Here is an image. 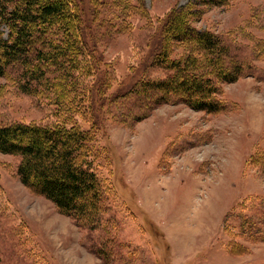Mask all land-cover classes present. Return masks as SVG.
Returning a JSON list of instances; mask_svg holds the SVG:
<instances>
[{
	"label": "rangeland",
	"instance_id": "rangeland-1",
	"mask_svg": "<svg viewBox=\"0 0 264 264\" xmlns=\"http://www.w3.org/2000/svg\"><path fill=\"white\" fill-rule=\"evenodd\" d=\"M80 3L85 41L106 66L99 80L108 100L92 102L91 77L82 76L73 104H60L50 63L39 81L15 63L0 77V128L93 131L88 160L104 208L95 222L61 213L22 184L21 158L0 152V264H264V0ZM173 12L215 35L226 65L242 70L219 84L223 113L161 104L162 93L142 87L170 74L159 66L163 52L172 66L196 55L188 43L162 48L161 22ZM0 32L8 38L6 24Z\"/></svg>",
	"mask_w": 264,
	"mask_h": 264
},
{
	"label": "trees",
	"instance_id": "trees-1",
	"mask_svg": "<svg viewBox=\"0 0 264 264\" xmlns=\"http://www.w3.org/2000/svg\"><path fill=\"white\" fill-rule=\"evenodd\" d=\"M232 1L195 0V3L227 7ZM81 6L80 0H0V24L9 29L7 39L0 32V77H6L9 67L20 63L23 76L39 81L46 62L44 68L50 63L58 73L56 85L50 87L58 103L73 104L74 98L70 96L73 81L82 76L91 77L90 100L107 101V91L101 88L99 80L106 66L85 41ZM188 21V15L183 17L178 12L166 16L161 22V46L167 43V51L169 43H188L196 49V55L192 54L187 62L174 59L172 66L166 58L168 53L163 52L158 55L159 66L174 71L170 70L164 79L142 82V87L162 93L161 104L177 102L207 114L223 113L225 105L219 84L237 81L242 70L238 64L226 65L224 45L215 35L191 27ZM158 98L152 96L149 102L152 104ZM97 126L98 133L104 132L103 125ZM93 137V131L75 125L67 128L14 124L0 128V152L21 158L17 173L24 186L51 201L61 213L95 222L99 207L104 205L100 202L103 198L100 183L92 170V161L88 160ZM260 163L264 170V162Z\"/></svg>",
	"mask_w": 264,
	"mask_h": 264
}]
</instances>
